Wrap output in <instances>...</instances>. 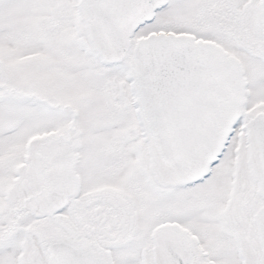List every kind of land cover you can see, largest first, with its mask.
Returning <instances> with one entry per match:
<instances>
[{"label": "snow or ice", "instance_id": "6c2138e0", "mask_svg": "<svg viewBox=\"0 0 264 264\" xmlns=\"http://www.w3.org/2000/svg\"><path fill=\"white\" fill-rule=\"evenodd\" d=\"M0 264H264V0H0Z\"/></svg>", "mask_w": 264, "mask_h": 264}]
</instances>
